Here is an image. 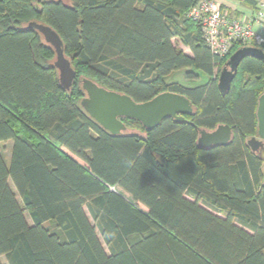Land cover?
Instances as JSON below:
<instances>
[{"label": "trees", "instance_id": "obj_1", "mask_svg": "<svg viewBox=\"0 0 264 264\" xmlns=\"http://www.w3.org/2000/svg\"><path fill=\"white\" fill-rule=\"evenodd\" d=\"M199 1L0 0V143L13 141L9 164L0 147V264H264V160L247 144L264 61L244 58L223 94L216 67L253 45L213 53L189 17ZM32 21L62 38L70 90ZM180 70L187 84L168 80ZM84 77L137 102L184 94L194 113L153 130L125 118L114 135L81 106ZM220 124L233 141L199 147Z\"/></svg>", "mask_w": 264, "mask_h": 264}, {"label": "water", "instance_id": "obj_2", "mask_svg": "<svg viewBox=\"0 0 264 264\" xmlns=\"http://www.w3.org/2000/svg\"><path fill=\"white\" fill-rule=\"evenodd\" d=\"M28 27L38 30L54 48V66L58 70L60 85L70 90L77 74L71 60L65 55L64 42L60 35L44 23L32 21ZM248 56L264 61V50L256 46H244L232 54L218 78V86L223 94L231 89L241 62ZM81 81L86 93L81 99V106L103 129L114 135L127 131L123 121L125 118L140 121L147 130H153L168 118L177 123L187 122L186 116L194 113L192 102L184 94L164 91L147 101L137 102L130 95L108 89L90 78L84 77ZM257 118L256 135L247 140L254 152L264 146V93L258 99ZM233 139V127L220 124L214 129H199L197 144L207 149L228 145Z\"/></svg>", "mask_w": 264, "mask_h": 264}, {"label": "built area", "instance_id": "obj_3", "mask_svg": "<svg viewBox=\"0 0 264 264\" xmlns=\"http://www.w3.org/2000/svg\"><path fill=\"white\" fill-rule=\"evenodd\" d=\"M189 17L201 25L203 38L216 55L226 56L236 42L260 46L264 44V1L257 10L254 23L261 26L256 31L254 24L241 18H229L219 0H200Z\"/></svg>", "mask_w": 264, "mask_h": 264}, {"label": "rangeland", "instance_id": "obj_4", "mask_svg": "<svg viewBox=\"0 0 264 264\" xmlns=\"http://www.w3.org/2000/svg\"><path fill=\"white\" fill-rule=\"evenodd\" d=\"M63 1L66 2V3H71V2H72V0H63ZM42 36H43V35H42ZM43 38H44V36H43ZM173 43H174V45H175L176 47L181 48V49H183L186 53L192 55V52L190 51V49H189L186 45H184V44L181 42V40H180L179 38H175V39H173ZM223 67H224V64H219V65L216 67V70H215L216 76H217V74H218V75L220 74L221 69H222ZM184 73H185L184 70H180V71L174 72V73H172V74L168 77V80H169V81L178 80V81H181V82L184 83V84H187V83H186L187 81L185 80V75H184ZM82 79H83V78H82ZM207 80H208V76H205V75H201L200 78H199V81H201V82H205V81H207ZM190 84H192V83H190ZM251 137H252V136H251ZM251 137H249V139H250ZM12 145H13V141H12V140H8V141L1 142V143H0V147H1V149H2V152H3V155H4V157H5V160L7 161V164L10 163ZM256 153H257V154H258V155L264 160V146H262V147H261ZM263 173H264V163H263ZM263 180H264V179H263ZM10 183H11L12 188L14 189V185H13V183H12L11 181H10ZM18 197H19V196H18ZM188 197L192 199L191 196L188 195ZM18 200H19L20 204L23 206V202H22V200H21L20 197L18 198ZM217 213L220 214L219 212H217ZM221 215H222V214H221ZM26 217H27V220L29 221V223H31V219H30V217H29L28 214H26ZM99 237H100V239H101V241H102V243H103L105 249H106L107 251H109V250H108V247H107V245H106V243H105L103 237L100 235V233H99ZM1 259H2V261L4 262V264H7V261H6V259H5L4 256H2Z\"/></svg>", "mask_w": 264, "mask_h": 264}, {"label": "crops", "instance_id": "obj_5", "mask_svg": "<svg viewBox=\"0 0 264 264\" xmlns=\"http://www.w3.org/2000/svg\"><path fill=\"white\" fill-rule=\"evenodd\" d=\"M262 1L264 0H219L223 11L227 13L229 18H241L245 22H251L256 31L261 30V26L254 21L258 6Z\"/></svg>", "mask_w": 264, "mask_h": 264}, {"label": "flooded vegetation", "instance_id": "obj_6", "mask_svg": "<svg viewBox=\"0 0 264 264\" xmlns=\"http://www.w3.org/2000/svg\"><path fill=\"white\" fill-rule=\"evenodd\" d=\"M255 135H256V134H254L253 136H255ZM253 136H252V137H253ZM248 139H249V138H248Z\"/></svg>", "mask_w": 264, "mask_h": 264}]
</instances>
